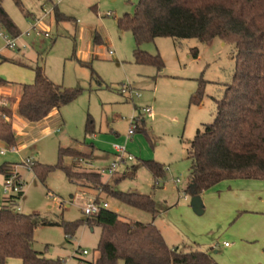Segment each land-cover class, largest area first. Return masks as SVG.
I'll return each instance as SVG.
<instances>
[{"label": "rangeland", "instance_id": "1", "mask_svg": "<svg viewBox=\"0 0 264 264\" xmlns=\"http://www.w3.org/2000/svg\"><path fill=\"white\" fill-rule=\"evenodd\" d=\"M19 2L21 7L14 0H1L20 36L15 49L7 48L4 36L14 38L0 25V65L11 64L33 75L32 68L38 62L53 84L82 89V94L63 106L47 128L24 131L27 135H16L18 124L12 110L6 122L14 127L17 142L26 145L20 156L32 157L43 166H55L59 148L92 144L88 140L93 134H85L89 116L95 134L100 137V147L95 148H111L115 159L114 147L125 145L124 135L137 116V109L150 107L155 119L151 121L143 115L147 134L135 133L126 144L127 153L135 161L120 166L112 178L100 174L102 183H112L127 168L138 166V162L155 161L164 169L157 186L151 173L139 164L134 176L121 180L116 189L151 196L158 210L164 205L168 208L156 217L154 225L165 235L168 227L170 245L211 250L218 264H264V260L259 261L264 259V180H228L217 184L197 198L201 213L196 211L192 198H184L181 192L189 177L187 149L197 130L212 123L214 99L222 98L232 82L233 46L219 39L201 43L196 39L157 38L142 44L140 49L151 56L160 55L164 68L158 71L153 66L135 64L132 35L119 32L116 26V20L124 14H133L138 0H61L57 10L65 20L57 22L52 13L40 25L38 36L35 32L26 35L34 21L25 12L41 16L40 0ZM107 13L112 16L106 17ZM45 32L49 38L44 37ZM95 36L98 43L94 42ZM110 51L113 56H109ZM200 80L206 82L203 101L199 106L189 105ZM127 84L133 88L132 98L129 92H120ZM4 104L13 109L10 102ZM110 128L113 142L108 138L112 134ZM101 151L95 152L91 168L83 160H63L75 173L74 183L62 170H53L41 183L33 171L18 163L24 192V198L17 203L20 213L35 215L36 222H75L86 219L84 208L88 204L100 201L124 220L151 222L150 214L119 203L102 188L82 179L86 174L99 173L113 161ZM176 179L179 184H175ZM100 232L99 227L81 225L69 240L61 227L39 224L33 249L48 259H62L65 264H90L98 257ZM236 241L243 245L242 249L226 252L225 244L233 248ZM78 247L89 255L81 258L75 253Z\"/></svg>", "mask_w": 264, "mask_h": 264}, {"label": "trees", "instance_id": "2", "mask_svg": "<svg viewBox=\"0 0 264 264\" xmlns=\"http://www.w3.org/2000/svg\"><path fill=\"white\" fill-rule=\"evenodd\" d=\"M21 7L19 0H14ZM55 20H65L57 7ZM30 18L31 14L25 12ZM0 25L13 37L20 32L2 7ZM119 32H130L137 65L164 68L160 55L151 56L140 49L144 43L157 38L175 40L196 39L209 43L219 39L234 48V71L231 84L222 98L214 99L215 115L212 123L197 130L187 149L190 162L185 196L197 198L223 181L264 180V0H138L133 14H124L116 20ZM94 42L98 43L95 36ZM193 56L197 58V51ZM34 82L20 89L17 116L27 123L46 119L75 101L82 89H68L47 79L43 67L33 69ZM205 81L190 97L189 105L199 106L204 98ZM11 104L14 100H9ZM12 115L8 106H0V142L7 147L17 144V137L6 118ZM144 132V120H136V133ZM93 133V121L88 116L85 134ZM89 153L74 148H59L55 166L37 162L31 167L37 179L44 183L53 170H62L68 180L75 182V173L65 166V158L87 161ZM151 173L154 186L164 176L163 166L155 161L138 162ZM138 166L109 184H103L99 173L86 174L82 179L102 188L103 192L119 203L146 212L154 219L159 210L151 196L120 192L117 184L133 177ZM4 178L14 175L9 165L0 166ZM18 177L17 175H15ZM23 191L6 199L0 208V264L16 259L21 264H65L62 259H48L33 249L37 225L59 226L71 238L81 225L101 229L97 245L98 257L90 264H218L212 253L196 246L169 247L153 224L124 220L118 213L102 209L97 214L75 222H36L35 215L18 212L17 203Z\"/></svg>", "mask_w": 264, "mask_h": 264}, {"label": "crops", "instance_id": "3", "mask_svg": "<svg viewBox=\"0 0 264 264\" xmlns=\"http://www.w3.org/2000/svg\"><path fill=\"white\" fill-rule=\"evenodd\" d=\"M40 2H41L40 3L41 4V6H40L41 10L45 7V5H49V1H47V0H40ZM36 18H37L36 15L31 14L30 19H32L34 21ZM36 65H39L38 62L35 64V66ZM43 70H44V68H43ZM32 73H33L34 78H35V74H34L33 70H32ZM44 74H45V71H44ZM33 75L31 73H25L21 68H19L17 66H14V65H11V64L0 65V106H5L4 103L7 104V101L14 100L13 109L12 110H13V117L15 119V122L18 124V127H17L18 132L16 134L18 137H20L22 135H27V133L24 132V131H27V130L31 131V130H33L35 128H40V127L47 128L48 127L47 125H49V123H51L52 118L59 116V111H53V112L50 113V115L46 119H44V120H42L40 122H37V123H27V122H25L24 120L20 119L17 116V105H18V100H19V96H20V89L24 85H29V84L31 85L32 84ZM45 76H46V74H45ZM47 79H48V77H47ZM123 87H126L129 91H133V88H132V86L130 84L124 85ZM154 119H155L154 114L149 116V120L153 121ZM61 122H60V124H61ZM13 129H14V127H13ZM110 131H111L112 134L109 135L108 138H109L110 142H113V128H110ZM92 134L93 135L91 136V139L88 140V142H90L92 144L85 145L83 143L82 144L78 143V147H73L74 149H76V150H78L80 152H85V153H89L90 154L89 159L87 161H85L86 165L89 166L90 168L92 167L91 166V162L94 161L93 157H94L95 152L101 151L100 149H103L101 152H104L108 156H111V160H114L113 159V150H111V148L105 147V148L96 149L97 148L96 145L98 146V141H100V139H99L100 137L95 134L94 125H93V133ZM114 134L117 136L116 132H114ZM124 138H125V135H124ZM129 141L130 140H126L125 139V146H126V144ZM23 143L21 141L17 142L16 146H17V149H18V153H7V154H5L3 156L0 155V166L3 165V164L9 165L10 172H12L13 174L17 175L18 178L21 179V181H22V178H21V174H20L18 169L20 167L19 164L21 165V162L23 160V158L20 156V153L23 150H25V148H26V145L23 144ZM5 147H7V146H5L3 143L0 142V149H3ZM98 147H100V146H98ZM70 148H72V147H70ZM153 158L157 160L155 155H153ZM35 162L38 163V161H36V160H35ZM108 166H109V164L106 167H108ZM4 179H5L4 176L2 174H0V208L4 205V202L6 201V198H5V196L3 195V192H2V185H3ZM183 190L181 191L182 194H183ZM183 196H184V198L187 197L184 194H183ZM23 198H24V192H23V196H22L21 199H23ZM164 206H162V210L163 209L164 210L163 211L159 210V213H158L157 216L162 214L164 211L166 212V209L168 210V208L166 206L165 207ZM18 211L20 212L19 208H18ZM161 211H162V213H161ZM116 213H117V211H116ZM156 217L151 220V222H153V224H155ZM165 229L167 231L166 232L167 235H168V233L171 234V231L170 230H169L170 232L168 231V227H166ZM161 234L163 236V239H164L165 243L169 247H176L174 245H170V243L167 240V235H165L163 232ZM172 234H173V232H172ZM72 239H73V237L71 238V240ZM233 245H234L233 248H230L231 246H229V245L226 246V248H227L226 252H232L234 250L233 252L237 253L243 247V245L241 243L237 242V241ZM209 252H211V250ZM88 255H89V253H88ZM81 258H84V257H81ZM259 259H260L259 261H263L264 260L262 258H259ZM5 264H21V262L19 260H16V259H8V260L5 261Z\"/></svg>", "mask_w": 264, "mask_h": 264}, {"label": "built area", "instance_id": "4", "mask_svg": "<svg viewBox=\"0 0 264 264\" xmlns=\"http://www.w3.org/2000/svg\"><path fill=\"white\" fill-rule=\"evenodd\" d=\"M49 1L50 8H43L41 10V16L37 17L34 20V23L30 30L26 33V35L31 34L32 32H35V34L41 35V31L39 30L40 25L43 24V21L47 19L53 12L55 7L61 2V0H47ZM111 13H107L106 17H111ZM44 37L49 38L48 32L44 33ZM4 40L6 42V46L9 49H15L16 48V38L14 39H9L8 37L4 36ZM109 55L112 56L113 52H109ZM121 93H127L129 92L130 97L132 98V93L129 91L126 87H123L122 90L120 91ZM137 98L140 96L137 94L135 95ZM143 115L146 116H151L152 115V109L150 107H145L143 109H137V116L133 118L130 122V126L125 134V139L130 140L134 134L136 133V120L139 118H142ZM8 118H6L7 120ZM114 152H115V159L109 164L108 167L105 169H102L99 174H106L108 175L109 178H112L115 174H117L118 168L122 165H126L127 163H132L135 161V158L131 156L129 153L126 151V146H115L114 147ZM7 153H18L17 146H11V147H5L3 149H0V155L3 156ZM35 160L32 157L23 159L21 162V165L26 167L27 169L31 170V167L34 165ZM180 180L176 179L175 184H179ZM23 191V182L21 181L20 178L16 177L15 174L5 178L3 185H2V192L3 195L5 196L6 199L10 198L11 196H15L20 194ZM108 205L107 203H103L100 201H93L92 203L88 204L84 208V215L86 217H90L92 215L97 214L100 210L102 209H107ZM67 239H71L70 236L66 237ZM225 246H228L225 244ZM77 255L80 257H85L88 255V252L85 250H80L79 248L75 252Z\"/></svg>", "mask_w": 264, "mask_h": 264}, {"label": "water", "instance_id": "5", "mask_svg": "<svg viewBox=\"0 0 264 264\" xmlns=\"http://www.w3.org/2000/svg\"><path fill=\"white\" fill-rule=\"evenodd\" d=\"M198 198V197H197ZM197 198H192L193 203H195V208L198 213H201L199 210V204L197 203Z\"/></svg>", "mask_w": 264, "mask_h": 264}]
</instances>
